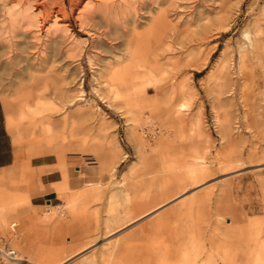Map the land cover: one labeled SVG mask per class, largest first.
<instances>
[{"label":"rangeland","instance_id":"obj_1","mask_svg":"<svg viewBox=\"0 0 264 264\" xmlns=\"http://www.w3.org/2000/svg\"><path fill=\"white\" fill-rule=\"evenodd\" d=\"M134 1L0 0V102L15 151L0 168L12 210L0 234L16 222L14 246L44 264H87L86 252L97 264H264V0ZM246 27L259 47L244 93ZM12 60L25 66L18 77ZM29 73L40 78L27 96ZM42 169L59 174L48 199ZM124 179L151 209L186 192L103 238L104 197Z\"/></svg>","mask_w":264,"mask_h":264},{"label":"bare ground","instance_id":"obj_2","mask_svg":"<svg viewBox=\"0 0 264 264\" xmlns=\"http://www.w3.org/2000/svg\"><path fill=\"white\" fill-rule=\"evenodd\" d=\"M136 1V0H135ZM134 1V2H135ZM133 2V1H131ZM137 3V2H136ZM44 4V3H42ZM130 5V4H129ZM136 5V4H135ZM43 7H46L45 4L42 5ZM48 9V8H47ZM262 10L264 12V6H262ZM262 12V11H261ZM48 14V13H47ZM262 14V13H261ZM84 25V24H83ZM19 29V28H18ZM16 33V32H15ZM255 33V32H254ZM16 35V34H15ZM243 37H244V40L242 42L239 43V46H238V53H239V69H240V72L243 76V79L245 81V84L243 85V88L241 89L244 93L246 92L247 90V85L246 83H250L251 80L253 79V71H254V67H252L249 63H247L248 61H250V58H255V54H256V51H257V48L259 47V43H258V40L256 38V36L253 34V32L249 29V28H245L243 30ZM56 41V40H55ZM60 43V42H58ZM18 44H16L15 47H17ZM50 45V44H49ZM55 45V44H53ZM6 46V45H5ZM51 47V46H49ZM26 48V47H25ZM5 49V48H4ZM17 49V48H16ZM27 49V48H26ZM59 49V48H57ZM2 50V49H1ZM18 50H20L18 48ZM55 50V48H54ZM126 50V49H125ZM16 51V50H15ZM50 51V50H49ZM233 51V50H232ZM22 52V51H21ZM212 52V51H211ZM258 52V51H257ZM127 53V52H125ZM52 54V53H51ZM55 54H56V51H55ZM58 54V53H57ZM210 54V53H209ZM50 55V53H49ZM131 55V54H130ZM13 57V56H12ZM15 57V55H14ZM21 57V56H20ZM19 57V58H20ZM47 57V56H46ZM10 59V58H9ZM18 60V58H16ZM46 59V58H44ZM227 59V58H226ZM254 60V59H252ZM3 61V60H2ZM205 61V60H203ZM13 62V60H12ZM251 62V61H250ZM254 62V61H253ZM11 63V62H10ZM9 63V64H10ZM202 63V62H201ZM3 65V64H2ZM4 65H7V64H4ZM3 65V66H4ZM11 72L13 74H15V76L22 73L23 70L25 68V66L21 65V61L17 62V61H14L12 64H11ZM203 65V64H201ZM3 66H2V69H3ZM200 66V65H199ZM9 69V68H8ZM0 70H1V67H0ZM6 71V69H3ZM26 70V69H25ZM4 71V72H5ZM7 72H10L7 70ZM25 72V71H24ZM11 75V74H10ZM9 75V76H10ZM142 75V74H141ZM2 75L0 74V77ZM14 76V75H12ZM28 79L30 80V83L26 84L27 87H30V91L28 92L27 96H30L32 95V91L34 88H36L38 86V83H39V76L34 74V73H29L28 74ZM4 78V77H2ZM16 78V77H15ZM120 78V77H119ZM10 79V78H9ZM123 79V78H122ZM144 80V79H143ZM119 80L116 81V83L118 82ZM131 81V80H130ZM184 82V81H183ZM182 82V83H183ZM121 83V82H119ZM125 83V82H124ZM127 83V82H126ZM140 83V82H139ZM142 83V82H141ZM181 83V84H182ZM114 84V83H113ZM116 89H119L118 87ZM174 89V88H173ZM178 91V90H177ZM118 92V91H117ZM115 92V93H117ZM179 92V91H178ZM241 92V91H240ZM241 92V93H243ZM241 94L242 95H244ZM115 95V94H114ZM38 98L41 99V95L39 93L38 95ZM38 104L40 105L41 104V101L38 102ZM38 105V106H39ZM184 106L183 104L181 105V107ZM162 140V139H161ZM167 140V139H166ZM165 140V141H166ZM167 142V141H166ZM169 142V141H168ZM163 140L160 141L159 143H157L158 145H163ZM166 144V143H165ZM198 150V149H197ZM198 159H202L204 158V156L202 154L198 155L197 157ZM196 163V162H195ZM62 169L64 170V172L66 174H68V169H67V166H66V163L63 164L62 166ZM127 179H124L123 181L120 180L118 182L117 185H115L114 187H112L111 189L108 190V192L106 193V196L104 197L105 198V216L104 218L102 219V224L105 228H103L104 230V236L103 238H108L109 236H111L112 234H114L115 232H117L118 230L124 228V227H127L129 224H132L134 222H136L137 220H139L140 218H143L147 215H150L156 211H158L159 209L163 208L164 206H166L167 204H169V202H173L174 200H178L180 198H182L184 195H185V192L186 190H182L180 193H178L177 195H175L174 197H172L171 199H169L168 201H165V202H162L160 203L159 205L155 206L153 209H151L152 207H144L143 204L137 202L136 200H133V197H132V190H133V187H131V184L127 183L125 184V181ZM127 182V181H126ZM131 183V182H130ZM200 184V183H199ZM98 185V184H97ZM133 185V183H132ZM200 186V185H199ZM138 187V186H137ZM136 187V189H137ZM95 188V187H94ZM135 188V187H134ZM135 189V191H136ZM225 189L226 188H221L220 191L217 193L215 199H216V202H218L219 200H221V197H222V193L225 192ZM138 190V189H137ZM141 190V189H140ZM106 191V190H105ZM134 191V190H133ZM134 191V192H135ZM133 192V193H134ZM144 192V190H143ZM143 192H140L141 194ZM146 193V192H145ZM226 193V192H225ZM137 194H138V191H137ZM136 194V195H137ZM135 195V196H136ZM138 198V196H136ZM140 197V196H139ZM142 197V196H141ZM140 197V198H141ZM6 196L4 195H0V225L1 226H6L7 224V220H8V217L9 215L12 213V210L6 200ZM225 214H221L220 212L217 211V213L215 214V218L217 220H222L224 219V216ZM41 216H45V215H41ZM52 222L53 219L52 218H42V223H49V222ZM99 221V219H98ZM16 225V222H11L10 224V228L11 230H9V232L11 231V235L10 237H7L8 241L10 240V243L13 245V247L17 250V248L14 246V242H13V238L16 236L17 232L12 229V226L13 225ZM53 228H58V227H61L62 226V223L60 221H57L55 223H52L51 224ZM102 226V227H103ZM100 227V224L95 223L93 225V228L91 227V230L87 231V232H92V230H97L98 228ZM90 229V228H88ZM98 232V231H97ZM96 234V233H95ZM194 234V233H193ZM93 237V236H92ZM97 239H98V236H95L94 238H92L91 240L88 241V243L90 244L88 247H85L83 249H81V251H79L77 254H82L83 252H85L86 250H88L89 248H91V246H93L96 242H97ZM87 241V240H86ZM86 243V242H85ZM108 243V240L103 242L102 246H101V251H102V255L105 256L107 253H108V250H110V247L107 245ZM105 244V245H104ZM106 246V247H105ZM121 248V247H119ZM194 249V248H193ZM205 251V250H204ZM18 252V255H21L19 253V251L17 250ZM88 252L86 253H83V260L87 263V264H95L96 261H95V258L93 257V254H87ZM114 253V252H113ZM184 253V251H183ZM258 253V250H256V254ZM259 253H260V250H259ZM87 254V255H86ZM121 254V253H120ZM201 254V253H200ZM198 254V255H200ZM101 255V254H100ZM73 256H76V255H73ZM21 257H23L21 255ZM45 258V256H44ZM70 258H73L72 256L71 257H67L66 259H63L61 260L59 263L57 264H65L67 262V260H69ZM27 259V258H25ZM30 263H33V264H44L42 261H31L29 259H27ZM98 261V259H96ZM116 261V260H115ZM97 264V263H96ZM115 264V263H114ZM184 264H237L235 262V260L233 258H231L229 255L228 256H225V257H222L220 261L216 260L215 258H213L212 256H209L208 258H206L205 260H197L196 257L192 258L191 260H189L188 262L184 263Z\"/></svg>","mask_w":264,"mask_h":264},{"label":"crops","instance_id":"obj_3","mask_svg":"<svg viewBox=\"0 0 264 264\" xmlns=\"http://www.w3.org/2000/svg\"><path fill=\"white\" fill-rule=\"evenodd\" d=\"M15 161V151L12 144L11 135L6 126V119L2 104L0 102V168L10 166ZM40 173V180L43 187L39 188V194L48 199L49 195L55 193V189L52 187V183L59 181L58 173L55 170H46ZM69 174L70 186H78L81 183L75 182L74 178Z\"/></svg>","mask_w":264,"mask_h":264},{"label":"built area","instance_id":"obj_4","mask_svg":"<svg viewBox=\"0 0 264 264\" xmlns=\"http://www.w3.org/2000/svg\"><path fill=\"white\" fill-rule=\"evenodd\" d=\"M12 229L16 231L15 224ZM0 264H28V260L18 255L10 240L8 241L7 237L2 234H0Z\"/></svg>","mask_w":264,"mask_h":264}]
</instances>
